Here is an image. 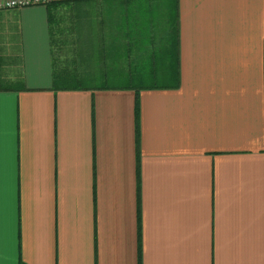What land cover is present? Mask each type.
I'll list each match as a JSON object with an SVG mask.
<instances>
[{
	"label": "crops",
	"instance_id": "crops-1",
	"mask_svg": "<svg viewBox=\"0 0 264 264\" xmlns=\"http://www.w3.org/2000/svg\"><path fill=\"white\" fill-rule=\"evenodd\" d=\"M49 1L0 8V264H264V0H88L53 36ZM174 14L179 86L121 88Z\"/></svg>",
	"mask_w": 264,
	"mask_h": 264
},
{
	"label": "trees",
	"instance_id": "trees-1",
	"mask_svg": "<svg viewBox=\"0 0 264 264\" xmlns=\"http://www.w3.org/2000/svg\"><path fill=\"white\" fill-rule=\"evenodd\" d=\"M88 0H51L46 3V8L49 10V14L47 16L48 24L51 29L52 36L54 35V30H57L56 24L59 23V17L55 14L54 10L59 6L67 5L69 12H76L77 6H80V3ZM73 3L72 5H70ZM82 15L85 13L84 8H82ZM153 14H143L141 20H148ZM144 27V26H143ZM152 30L156 32L158 38L157 42L152 41L149 43L151 45V50L148 52L147 63H157L161 64L159 67L162 72L160 75H131L125 76V79L122 80L121 88L129 87L131 83H135V85H139L138 88H177L180 83V73H179V51H178V19L174 14L172 20L170 18L166 21V25H158L152 26ZM145 47V46H144ZM59 46H57V49ZM55 53V50L53 51ZM168 58V59H167ZM145 61V60H143ZM165 66H172L171 69L166 68ZM54 77V76H53ZM59 81L63 84V87H70L74 89H78L81 87H86L88 85L89 80L86 77L82 76H69L63 75L58 76ZM113 86V85H112ZM110 87V86H109ZM135 89V138H136V149L138 156V131H139V101H138V91L139 89Z\"/></svg>",
	"mask_w": 264,
	"mask_h": 264
},
{
	"label": "built area",
	"instance_id": "built-area-1",
	"mask_svg": "<svg viewBox=\"0 0 264 264\" xmlns=\"http://www.w3.org/2000/svg\"><path fill=\"white\" fill-rule=\"evenodd\" d=\"M41 0H2L0 1V8H17L32 4H38Z\"/></svg>",
	"mask_w": 264,
	"mask_h": 264
},
{
	"label": "rangeland",
	"instance_id": "rangeland-1",
	"mask_svg": "<svg viewBox=\"0 0 264 264\" xmlns=\"http://www.w3.org/2000/svg\"><path fill=\"white\" fill-rule=\"evenodd\" d=\"M69 53H70V52H69L68 50H61V49H59V48L56 50V54H57V56H61V57H63V58H64L65 56H67V55L69 56ZM61 57H60V58H61ZM60 63H62V62H60Z\"/></svg>",
	"mask_w": 264,
	"mask_h": 264
}]
</instances>
